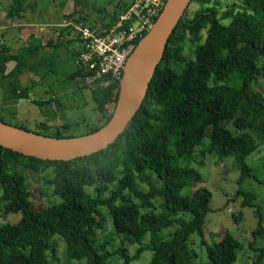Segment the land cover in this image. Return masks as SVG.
Wrapping results in <instances>:
<instances>
[{
  "label": "trees",
  "instance_id": "16d2710c",
  "mask_svg": "<svg viewBox=\"0 0 264 264\" xmlns=\"http://www.w3.org/2000/svg\"><path fill=\"white\" fill-rule=\"evenodd\" d=\"M26 1L16 0L6 15L22 18ZM235 1L189 2L168 39L140 108L106 148L71 160H42L0 146L2 215H20L0 225V264H55V236L63 239L69 260H84V264H106L114 254L129 264L143 251L151 252L149 264H205L195 262L197 254L189 240L194 233L202 234L205 218L212 211L211 193L204 187L184 189L203 181L197 167L207 155L221 160L230 157L241 184L252 177L247 158L259 144L264 145V97L253 89L258 77L264 75V0ZM129 2L101 15L99 24L106 27L113 23ZM193 3L197 6L189 17ZM72 20L59 35L74 31V23L97 22L89 23L81 15ZM47 45L58 46L51 40ZM41 47L29 45L13 53L0 44V81L25 73L28 55ZM80 50L72 53L76 69L69 79H83V88H90L96 109L104 116L103 123L90 128L89 134L109 120L120 83H86L85 77L93 70L77 63ZM10 62L15 66L5 73ZM235 81L240 84H229ZM10 87L13 99L29 98L26 89ZM31 101L41 106L57 104L53 117L60 110L53 97ZM48 114L46 122L52 119ZM225 125L240 133L233 135ZM40 128L51 127L45 123ZM42 135L61 137L58 133ZM40 171H48L45 183L58 198L46 207L31 201L27 187V176ZM237 193L244 207L254 205L253 192L239 189ZM101 206L107 209L106 217ZM107 219L121 242L138 245L132 257L125 248L103 252L95 243L97 230L103 229ZM173 226L169 237H163V231ZM257 231H262L261 218ZM239 248L240 243L225 233L206 246L207 264H232ZM257 250L251 264L264 262V248Z\"/></svg>",
  "mask_w": 264,
  "mask_h": 264
},
{
  "label": "rangeland",
  "instance_id": "374dc122",
  "mask_svg": "<svg viewBox=\"0 0 264 264\" xmlns=\"http://www.w3.org/2000/svg\"><path fill=\"white\" fill-rule=\"evenodd\" d=\"M15 1L0 0V44L3 43L9 47L13 53H18L21 47L29 45L36 44L42 47L38 52L28 55L25 73L14 80L4 78L0 81V118L7 124L17 125L30 132H41L46 135L58 133L61 137L85 135L90 128L101 125L104 116L96 109L90 88H83L85 86L83 79H69V75L76 69L75 57H72V53L79 50L81 44L74 39L73 30L69 29L70 34L65 31L63 35H59V31L69 21L74 22L72 19L80 15L90 21L89 23L97 20L96 23L89 25L99 26L101 15L112 13L118 4L128 3L129 0H27L24 4L25 11L20 19L17 16L6 15L9 6ZM196 6L195 3L190 6L189 17L192 16V10ZM69 15H72V18H68ZM18 22L24 27L19 26ZM69 38L74 40L68 42ZM50 40L58 45L57 48L47 45ZM193 49L192 45L188 52L191 58ZM14 66L15 62L8 63L5 73ZM229 84L237 86L240 83L235 81ZM10 86L20 90L26 89L29 98L13 99L9 95ZM253 89L264 97V75L258 77ZM51 97L60 103V110L54 117V107L57 104L52 102L50 105L41 106L31 101H45ZM46 113H49L48 118H52L48 122H46ZM45 123L51 128L48 130L40 128ZM225 126L233 135L240 133L231 125ZM203 162L202 166L197 167L203 181L193 188L184 189V192H187L204 187L211 193L212 211L205 218L202 234L194 233L189 240L191 249L197 254L195 262L207 264L206 246H212L225 233H229L240 243L237 258L232 264H251L258 253L257 249L264 248V145L259 144L258 149L247 158V163L252 167V177L245 179L241 184H238L239 174L233 168L230 157L221 160L216 156L207 155ZM20 171L28 174L22 168ZM47 172L40 171L27 176L31 201L44 207L58 201V198L52 194V187L45 183ZM124 172L131 171L124 168ZM239 189L255 194L256 198L252 207L242 205V197L237 193ZM2 207L0 199V225L8 221L13 222L20 217L19 214L3 216ZM100 209L106 217V207L101 206ZM259 218H261L262 231L255 232ZM174 229V226L165 229L163 237H169ZM55 238L58 245V259L55 264H84V260H69L65 254L66 245L63 239L58 236ZM95 239L97 246H102L103 252L125 248L129 257L135 254L138 247L137 244L121 242L108 219L103 229L97 230ZM150 257L151 252L143 251L136 259L130 260L129 264H149ZM123 263L124 258L119 254L110 255L106 262V264Z\"/></svg>",
  "mask_w": 264,
  "mask_h": 264
},
{
  "label": "water",
  "instance_id": "95a60500",
  "mask_svg": "<svg viewBox=\"0 0 264 264\" xmlns=\"http://www.w3.org/2000/svg\"><path fill=\"white\" fill-rule=\"evenodd\" d=\"M191 0H166L150 30L130 54L109 120L98 130L78 137H53L27 131L0 120V146L42 160H71L110 145L140 108L166 44Z\"/></svg>",
  "mask_w": 264,
  "mask_h": 264
},
{
  "label": "built area",
  "instance_id": "2783aa9c",
  "mask_svg": "<svg viewBox=\"0 0 264 264\" xmlns=\"http://www.w3.org/2000/svg\"><path fill=\"white\" fill-rule=\"evenodd\" d=\"M165 2L166 0H130L114 22L106 27L82 23L72 25L75 36L81 41L77 63L93 70L91 75L85 77L86 83L97 80L103 86L113 82L121 83L130 54L150 30Z\"/></svg>",
  "mask_w": 264,
  "mask_h": 264
},
{
  "label": "crops",
  "instance_id": "0c3cea01",
  "mask_svg": "<svg viewBox=\"0 0 264 264\" xmlns=\"http://www.w3.org/2000/svg\"><path fill=\"white\" fill-rule=\"evenodd\" d=\"M19 23V22H18ZM19 26H23L24 27V25H20V23H19ZM26 26H30V25H26ZM41 28V27H40ZM43 29V28H42Z\"/></svg>",
  "mask_w": 264,
  "mask_h": 264
}]
</instances>
